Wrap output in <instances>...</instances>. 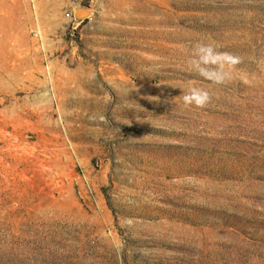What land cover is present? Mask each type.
<instances>
[{"label": "rangeland", "instance_id": "rangeland-1", "mask_svg": "<svg viewBox=\"0 0 264 264\" xmlns=\"http://www.w3.org/2000/svg\"><path fill=\"white\" fill-rule=\"evenodd\" d=\"M0 264H264V0H0Z\"/></svg>", "mask_w": 264, "mask_h": 264}, {"label": "clouds", "instance_id": "clouds-1", "mask_svg": "<svg viewBox=\"0 0 264 264\" xmlns=\"http://www.w3.org/2000/svg\"><path fill=\"white\" fill-rule=\"evenodd\" d=\"M242 58L234 53L220 50L215 42L198 40L194 42L185 61L187 69L214 85H223L233 79L236 67ZM247 82V81H246ZM181 99L186 107L202 108L210 99V92L196 85L183 90Z\"/></svg>", "mask_w": 264, "mask_h": 264}, {"label": "water", "instance_id": "water-1", "mask_svg": "<svg viewBox=\"0 0 264 264\" xmlns=\"http://www.w3.org/2000/svg\"><path fill=\"white\" fill-rule=\"evenodd\" d=\"M88 17V14L85 10H80V9H74L73 10V18H74V23L73 25L76 26L78 22L81 21V19Z\"/></svg>", "mask_w": 264, "mask_h": 264}, {"label": "built area", "instance_id": "built-area-1", "mask_svg": "<svg viewBox=\"0 0 264 264\" xmlns=\"http://www.w3.org/2000/svg\"><path fill=\"white\" fill-rule=\"evenodd\" d=\"M64 17L66 18V19H69V20H72V22L74 23V18H73V11L70 13H68V12H66V13H64ZM90 19V17L88 16V17H85V18H83V19H81V21L80 22H78L76 25H78V24H80L82 21H84V20H89Z\"/></svg>", "mask_w": 264, "mask_h": 264}]
</instances>
